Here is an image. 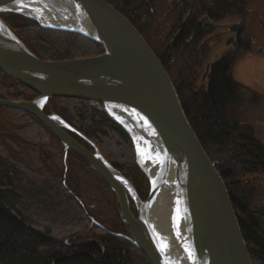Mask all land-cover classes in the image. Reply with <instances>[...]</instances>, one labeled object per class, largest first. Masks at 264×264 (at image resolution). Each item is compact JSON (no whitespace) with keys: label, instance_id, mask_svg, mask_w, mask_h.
Wrapping results in <instances>:
<instances>
[{"label":"trees","instance_id":"trees-1","mask_svg":"<svg viewBox=\"0 0 264 264\" xmlns=\"http://www.w3.org/2000/svg\"><path fill=\"white\" fill-rule=\"evenodd\" d=\"M107 1L143 35L139 23L147 17L164 15L176 21L174 37L156 53L193 129L226 182L253 263L264 264V207L256 205L253 192L244 186L248 177L264 174V142L251 126L230 114L245 90L232 77L233 61L213 64L208 87L196 92L197 77L191 66L197 64L195 58L187 62L186 69L175 71L195 38L210 30V24L198 22L193 14L188 18L195 0ZM0 16L43 59L104 52L101 43L81 33L45 27L15 11H1ZM245 21L243 17L236 31L239 48L250 51ZM38 94L0 72V97L22 100ZM44 110L63 118L69 125L64 128L73 137L89 150H99L137 190L136 178L146 182L143 189L147 190L138 192L142 199L148 198L151 184L139 166L134 139L101 102L56 96L49 98ZM126 236L132 233L118 196L93 165L74 149H66L35 115L0 105V264H152Z\"/></svg>","mask_w":264,"mask_h":264},{"label":"water","instance_id":"water-1","mask_svg":"<svg viewBox=\"0 0 264 264\" xmlns=\"http://www.w3.org/2000/svg\"><path fill=\"white\" fill-rule=\"evenodd\" d=\"M18 1L0 0V12L12 11L6 5ZM34 1L54 8L60 15L65 13L70 27L45 26L81 33L101 43L104 52L69 59H42L0 17L5 25L0 28V71L39 93L32 100L0 97V105L35 115L60 138L66 149H74L93 165L116 192L132 233L130 239L152 264H176L163 254L148 215L171 160L183 176L191 206L195 264H254L226 182L193 129L169 72L139 29L107 0ZM56 96L101 102L126 129L123 107L146 115L152 128L162 136L164 161L160 178L151 183L146 200L139 197L132 182L99 151L89 150L54 114L45 112L49 98ZM129 194L137 202V215L130 206Z\"/></svg>","mask_w":264,"mask_h":264},{"label":"rangeland","instance_id":"rangeland-1","mask_svg":"<svg viewBox=\"0 0 264 264\" xmlns=\"http://www.w3.org/2000/svg\"><path fill=\"white\" fill-rule=\"evenodd\" d=\"M191 15L200 23L210 24V30L195 38V41L192 37L189 38L195 44L185 51L183 59L177 61L175 71L186 69L187 62L195 58L197 64L191 66L197 77L195 91L199 92L208 87V79L204 78L208 65L224 59L232 60L234 63L232 77L242 84L245 90L242 93L241 103L232 109L230 114L233 118L251 126L257 137L264 142V0H227V2L195 0L194 10L189 12L188 18ZM243 17L246 18L243 26L244 36L252 43L250 51H243L236 42L240 38L236 25ZM139 24L155 52L161 51L177 32L176 21L171 18L168 20L164 15L147 17ZM254 93L258 97H255ZM139 166L142 169L140 163ZM143 175H146L145 172ZM145 177L148 180L147 175ZM136 179L138 190L140 188L142 192L147 190L143 189L146 182ZM245 181L247 185L244 186L249 187L253 192L256 205L264 207V174L250 176ZM132 209L134 210L133 206ZM135 209L137 210L136 207Z\"/></svg>","mask_w":264,"mask_h":264},{"label":"bare ground","instance_id":"bare-ground-1","mask_svg":"<svg viewBox=\"0 0 264 264\" xmlns=\"http://www.w3.org/2000/svg\"><path fill=\"white\" fill-rule=\"evenodd\" d=\"M5 8H9L12 11L16 10L15 12L18 11V13L23 12L26 16L37 20L41 25L44 24L43 26L70 27L68 20L64 19L65 13L62 12L60 15L54 8L34 0H20L17 3L6 5ZM4 26V23L0 21V28L4 29ZM121 111H125L126 113L124 119L125 125L134 139L142 171L147 175L150 184L158 181L164 164L162 155L163 139L161 134L152 128L149 119L142 112L128 107H123ZM55 116L61 124L69 127L60 117ZM132 184L134 185L133 182ZM128 187L131 188V185L128 184ZM134 187L142 199L135 185ZM130 195L129 200L131 202ZM133 205L137 208L135 200L134 204L131 202L130 206L132 207ZM148 215L156 237L164 249L163 254L176 264H195L191 242L193 227L191 206L188 194L184 188L183 176L176 162L173 160L169 161L167 172L160 181L159 190L148 210ZM128 237L131 238L132 236Z\"/></svg>","mask_w":264,"mask_h":264},{"label":"flooded vegetation","instance_id":"flooded-vegetation-1","mask_svg":"<svg viewBox=\"0 0 264 264\" xmlns=\"http://www.w3.org/2000/svg\"><path fill=\"white\" fill-rule=\"evenodd\" d=\"M239 41H240V38H238L237 41H236L238 46L240 45V42H239ZM211 69H212V65H211V67H210V69H209V72H208V75L206 76V79L209 78V75H210V73H211Z\"/></svg>","mask_w":264,"mask_h":264}]
</instances>
